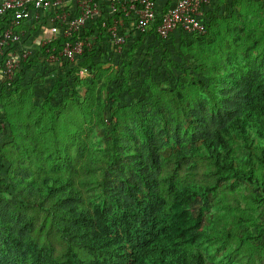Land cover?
I'll list each match as a JSON object with an SVG mask.
<instances>
[{"label": "trees", "instance_id": "1", "mask_svg": "<svg viewBox=\"0 0 264 264\" xmlns=\"http://www.w3.org/2000/svg\"><path fill=\"white\" fill-rule=\"evenodd\" d=\"M210 6L206 34L133 32L121 54L97 20L76 61L47 62L61 36L22 60L10 85L3 67L22 47L0 58V264H215L223 249L245 264L240 255L264 249V66L229 69L237 58L225 49V62L185 68L200 55L183 45L217 41ZM15 15L0 18V35ZM51 28L24 29L23 45ZM234 29L227 45L241 39ZM244 187L256 192L243 206Z\"/></svg>", "mask_w": 264, "mask_h": 264}, {"label": "built area", "instance_id": "2", "mask_svg": "<svg viewBox=\"0 0 264 264\" xmlns=\"http://www.w3.org/2000/svg\"><path fill=\"white\" fill-rule=\"evenodd\" d=\"M212 2L213 0H163L160 4L159 0H2L0 18L10 13L16 15L0 35V58L12 46H21L22 50L7 55L1 79L10 85L20 62L26 60L36 48L23 45L27 36L21 29L24 22L29 25L35 23L40 27L51 23L52 37L41 38L37 46L42 44L44 47L61 36L66 39L60 52L56 53L55 49L47 51V62L57 65L61 59L74 62L84 54L91 42L83 39L82 35L97 20H104L103 28L108 29L110 43L118 54L124 51L133 32H155L163 39H168L179 31L189 35H204V8ZM117 15H121L119 19H116ZM109 17L114 18L113 25L107 28ZM33 25L30 27L34 28ZM122 28L126 29L124 34L121 32Z\"/></svg>", "mask_w": 264, "mask_h": 264}, {"label": "rangeland", "instance_id": "3", "mask_svg": "<svg viewBox=\"0 0 264 264\" xmlns=\"http://www.w3.org/2000/svg\"><path fill=\"white\" fill-rule=\"evenodd\" d=\"M210 13L206 15V18L208 19V22L214 21L216 23L215 28L218 30L219 36L217 38V41L212 45H205L203 47H191L190 49L187 48L188 45H181L185 53L188 52V50L195 51L200 55V61H196L194 59L193 54H189L187 56V62L184 63V66L186 69H189L191 72H194L196 68L198 67H205L202 66V64H206L208 62L207 56L211 57H217L216 59H220L219 61L225 62L227 60L226 56H223L222 52H224L225 49H230L232 51V57H236V64H229V69H234L233 67L241 66L244 67L243 70L248 71L252 69V67L258 65V66H264V0H216L215 3H213L212 6H210ZM237 21H239V26ZM24 25L21 27L22 30L28 29L31 25H29L28 22H24ZM33 26H36L34 23ZM229 26L235 27L234 31L238 33L241 36V39L238 42H233L232 44H226L225 41L230 40L228 39V36L226 35V30ZM38 28V27H37ZM25 31V30H24ZM30 31V30H29ZM26 32V31H25ZM31 36L34 37L32 41H29L31 39V36L27 38V42L29 41L30 47H37V43L40 41V39L37 38V35H34V32ZM213 39L215 40V36L213 34ZM26 38V37H25ZM180 40H178L179 42ZM252 45L253 47L250 48L251 56L249 57V62H246V49L248 46ZM179 45V44H178ZM42 46L39 45V47ZM148 46V43L146 44ZM238 50L237 55L235 54L234 50ZM176 50V49H175ZM179 53H175L177 61L180 60L177 58V55ZM144 56L145 64L147 61L149 62L151 59V56L149 54L142 53L141 59ZM257 59V61H256ZM116 69L117 63H107L105 64V68H110L111 73H117V74H123L121 72L115 71L112 66ZM149 66H147L148 68ZM146 68V69H147ZM83 78L87 77L86 73L82 74ZM136 82L140 80V78L135 77L134 78ZM134 82V81H133ZM99 86V85H98ZM97 86V87H98ZM97 96V93H94V97ZM74 112V111H73ZM74 115V114H73ZM24 116L26 117L27 114L24 113ZM79 118L84 122L83 127L89 129L90 133L92 135H97L100 137L98 133V128L95 127L89 120L85 117L83 113H79ZM64 129V127L59 123L57 126V130L60 131ZM85 136H87L85 134ZM2 141V140H1ZM0 141V142H1ZM202 172L206 171V164L201 165ZM201 172V173H202ZM253 191L256 192L252 188L251 193L253 194ZM249 189L244 187V190H241V196L243 197V206L248 203L249 201L246 199L245 195H248ZM250 193V194H251ZM223 195H221L222 197ZM230 198V195H229ZM225 197L222 199L224 200ZM230 201H232L230 199ZM225 204V202H222ZM211 210L213 212L223 213V212H233V210L225 209L220 210L216 207H211ZM264 211V205L260 208L258 211L259 213ZM237 213H239L237 211ZM211 218V212L208 210L206 212V224H208L209 219ZM236 224L234 225L235 229ZM237 229V228H236ZM237 244V242H236ZM234 245V244H233ZM253 254L250 255L248 253H243V255H240L242 259V263L245 264H264V249L260 250H253ZM226 249L221 250L219 253L214 254L215 258V264H230L229 259H227V256L225 257ZM238 258L237 255H235L234 262L232 264H239V261H236Z\"/></svg>", "mask_w": 264, "mask_h": 264}, {"label": "crops", "instance_id": "4", "mask_svg": "<svg viewBox=\"0 0 264 264\" xmlns=\"http://www.w3.org/2000/svg\"><path fill=\"white\" fill-rule=\"evenodd\" d=\"M2 2V0H0V3ZM160 4L163 2V0H159ZM29 29V28H28ZM41 32H38L37 34V38L38 39H41V38H44L46 36V34H44V31H43V35L41 36Z\"/></svg>", "mask_w": 264, "mask_h": 264}]
</instances>
